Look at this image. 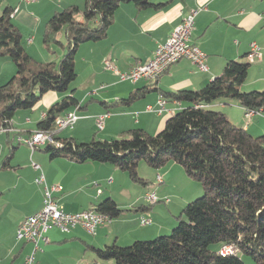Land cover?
Listing matches in <instances>:
<instances>
[{
  "label": "crops",
  "instance_id": "0c3cea01",
  "mask_svg": "<svg viewBox=\"0 0 264 264\" xmlns=\"http://www.w3.org/2000/svg\"><path fill=\"white\" fill-rule=\"evenodd\" d=\"M150 1L162 5L157 9H138L132 3L122 4L115 12L114 22L104 40L86 42L79 46L77 54L81 48V53L88 52L82 57L84 62L92 65L95 63L97 68L103 67L113 74H108L98 82V72L94 74L92 70L83 92H78L77 86L73 88L74 96L79 101L80 108L77 109L79 118L70 133L64 136L60 133L59 136L72 138L78 143L88 142L89 138H98L96 117L105 113H109V116L101 133L103 139H122L124 135L128 138L132 129H143L150 135H156L164 128L166 121L184 107L179 101L163 98L161 91L176 92L203 88L210 80L223 73L229 60L246 57L252 42L260 45L261 57L254 63L252 70L249 69L242 89L264 90V0ZM0 2L5 4L4 10L12 9V22L22 34V42L27 52L38 61L58 63L62 51L50 54L43 45L42 33L45 24L56 12L71 5L80 6V0H39L35 3L0 0ZM3 11L0 12V16ZM193 11H197V14L191 43L205 54L207 70L199 69L188 59H182L154 81L140 80L132 83L121 81L117 73L106 69L105 60H109L119 72H126L139 63L152 59L158 46L164 44L184 17ZM61 38L64 40L63 36ZM15 74L16 66L12 60L8 56L0 55V86ZM103 81L106 85H103ZM147 86L154 88L147 90ZM137 93L142 95L128 101L131 95ZM94 94L99 98L101 107L96 106L89 111L85 102ZM60 100L61 96L56 92H48L31 110L18 111L7 131L0 130L1 157L6 148L10 147V153L0 166V174H13L17 177L16 180L3 178L0 193V264H24L26 258L33 253L35 264H116L114 260L97 259L93 247L104 248L113 243L127 246L135 240H149L167 234L177 224L176 217L192 200L188 198L192 193V189L188 188L190 183L186 181V184L183 183L185 187L179 189L173 178L174 175L180 174L179 165L176 163H169L161 170H157L152 187L149 186V182L147 186L139 184L140 187L137 188L132 186L134 182L130 177L128 183L122 182L123 175L119 173L122 170L111 164L77 163L66 157L51 158L45 149L43 151L49 158L39 156L37 157L39 162L33 163L39 165L40 170L34 169L33 166L24 169L20 161L13 165L11 159L20 147V143L14 145V139L38 131V123L49 108ZM160 101L164 102L163 105ZM233 103L236 104L234 107ZM148 107L152 110L149 111ZM214 107L222 110L233 124L247 129L253 136L263 133L264 112L247 116L236 101L216 102ZM234 110H239L240 115ZM242 112L249 122L243 121ZM37 149L40 150L37 147L34 151ZM34 151L31 159L36 158ZM21 169L29 171V178L22 179L25 175H21ZM41 171L48 186L61 187L60 191L54 192V196L68 213L96 208L106 198L113 199L124 212L119 217L112 218L111 222L99 226L94 234L89 233L82 225L76 226L70 232L52 228L46 233L48 241H41L39 249L34 251L33 242L17 239V230L24 219L42 207L45 184L37 182ZM158 175L161 176L162 183L157 181ZM142 176L146 177L144 173ZM107 181L108 190L104 192L100 187ZM162 184L166 186L158 187ZM154 186L157 188L156 191L153 190ZM158 189L159 192H163L161 197L169 198L174 195L175 199L172 197L164 206L157 203L149 206L146 201L138 204L144 199L145 193L153 190L157 194ZM4 190L8 192L5 193ZM177 190L181 192L179 195ZM119 191L123 193V200L120 203ZM160 202L163 200L160 199ZM144 216L151 218L150 225H140V218Z\"/></svg>",
  "mask_w": 264,
  "mask_h": 264
},
{
  "label": "trees",
  "instance_id": "16d2710c",
  "mask_svg": "<svg viewBox=\"0 0 264 264\" xmlns=\"http://www.w3.org/2000/svg\"><path fill=\"white\" fill-rule=\"evenodd\" d=\"M131 3L138 9L162 5L150 0H85L83 7L71 5L56 12L45 24L42 42L50 54L62 51L58 63L40 62L27 52L22 34L12 22L13 11L6 8L0 16V55L12 60L16 74L0 86V130L9 129L18 111L31 110L48 92H68L77 78L79 46L104 40L115 12ZM250 65L229 60L223 73L201 89L161 91L163 98L179 101L184 107L156 135L132 129L128 138L78 143L59 136L61 131L55 128L56 118L80 108L75 90L49 108L37 127L59 143H47L45 151L51 158L111 164L143 186L149 181L138 173L141 160L154 169L176 163L204 190L176 217L177 226L169 235L135 240L127 246L93 247L97 259L116 264H245V255L264 264V132L253 136L214 107L221 100L236 101L246 115L264 112V90H242ZM141 95L133 94L128 101ZM95 209L111 218L124 212L111 198ZM212 245L217 248L212 250ZM228 245L237 252L222 256L220 251Z\"/></svg>",
  "mask_w": 264,
  "mask_h": 264
},
{
  "label": "built area",
  "instance_id": "2783aa9c",
  "mask_svg": "<svg viewBox=\"0 0 264 264\" xmlns=\"http://www.w3.org/2000/svg\"><path fill=\"white\" fill-rule=\"evenodd\" d=\"M26 3H35L39 0H23ZM197 11H193L188 14L182 22L173 30L170 37L164 44H161L156 49L152 59L141 62L138 66L126 72H119L118 69L109 61L105 60V67L108 70H112L117 73L121 81H129L136 83L140 80L154 81L158 79L163 73H165L172 65L179 62L182 59H188L195 63L199 69L207 70L205 63V54L196 45L191 43V34L194 29L195 16ZM13 16V14H11ZM261 57V48L257 42L250 44V49L247 54V59L253 62ZM163 101L160 104L163 105ZM77 109L69 111L65 115L56 118L55 128L58 131L70 128L72 129L78 120ZM151 111L152 108L148 107ZM252 113H248L247 116ZM109 116V113L101 114L96 117V128L98 131H102L105 127V120ZM8 129H6L7 131ZM18 142L27 145L32 151L42 145H47L49 142H56L45 131H35L29 136H19ZM57 143V142H56ZM59 144V143H57ZM34 169L40 170L41 167L37 164L32 165ZM157 181L162 183L161 176L158 175ZM38 183H44V195L41 209L34 214V221H22L17 230V239L24 241H31L35 244V249H39V243L47 242L48 238L46 233L52 228H58L62 232H70L78 225H82L89 233L94 234L96 229L106 223L111 222V217L108 214L98 212L95 208H90L79 213H68L57 202L54 192L60 191L59 186H48L46 184V178L41 171L38 178ZM144 199L148 204H156L160 201L155 191H148L144 194ZM170 199L167 198L165 202ZM152 223L149 216L140 218L141 226H148ZM237 249L228 245L220 251L222 256L236 253ZM30 255L26 258L24 264H35V257Z\"/></svg>",
  "mask_w": 264,
  "mask_h": 264
},
{
  "label": "rangeland",
  "instance_id": "374dc122",
  "mask_svg": "<svg viewBox=\"0 0 264 264\" xmlns=\"http://www.w3.org/2000/svg\"><path fill=\"white\" fill-rule=\"evenodd\" d=\"M84 3H85V0H80V7H83L84 6ZM122 7H125V6H122ZM4 8H5V4L3 3V2H0V12H2L3 10H4ZM122 9H124V8H122ZM63 10V9H62ZM122 13H124L125 14V12H123V10H122ZM125 16V15H124ZM42 35H43V33H42ZM82 49V48H81ZM81 49L79 50V52H78V54H76V57H75V67H76V70H77V78H76V80L74 81V82H72L71 83V85H70V89H69V91L68 92H66V93H56L57 95H59V96H61V99H62V96H64V95H69L70 93H71V91L73 90V88L75 87V86H77L78 88H77V90H78V92H83L84 91V85L85 84H87V82H88V77H89V75H90V72L93 70L94 71V74L96 73V72H98V77H97V80H98V82L100 81V79H103V78H105L108 74H113L112 72H107L103 67H101V68H97L96 67V64L95 63H93V65L92 64H90V63H87V62H84L83 60H82V57H83V55H87V51L86 52H84V53H81ZM238 61H240V62H246V63H249V64H251L250 65V71L252 70V68L254 67V63L255 62H257L258 60H255V61H253V62H250L248 59H247V55H246V57H241V58H239V59H237ZM40 62H42V61H40ZM105 65V64H104ZM93 74V75H94ZM102 84V83H101ZM100 84V85H101ZM99 85V86H100ZM103 85H106V82L105 81H103ZM206 85V84H205ZM204 85V86H205ZM244 87V86H243ZM242 87V88H243ZM244 89V88H243ZM242 89V90H243ZM91 90H94V89H91ZM252 90H257V89H252ZM252 90H248V91H252ZM243 91H245V90H243ZM260 91V90H259ZM78 95H79V93H78ZM98 100H99V98H97L96 97V94H94V96H90L89 98H88V100L85 102V104H87L88 105V110L89 111H91L90 109L91 108H93V107H101V104H100V102H98ZM222 101V100H221ZM84 104V105H85ZM233 105V107L236 105V104H232ZM233 109H235V108H233ZM22 111H24V110H20V112H22ZM234 111H237V113L240 115V111L239 110H234ZM87 112V111H86ZM241 116H242V119H243V121L245 122V121H247V122H249V119L248 118H245V116H244V113L242 112V114H241ZM71 132V129L70 128H67V129H63L60 133H61V135L62 136H64L65 134H68V133H70ZM264 132V131H263ZM101 133H102V131H99L97 134V136H98V138H101V139H103V136L101 135ZM125 137H127V135H124V137L123 138H125ZM121 138V137H120ZM88 140H91L90 138L88 139ZM19 144V142H18V140L17 139H14V145H18ZM45 146L46 145H42V146H40L39 147V149L40 150H36V151H34L35 152V155H36V158H32L31 159V156H33V154H32V151H31V149L27 146V145H25V144H23V143H20V147H19V149H17L16 151H15V154H14V156L12 157V159H11V163L13 164V165H15V164H18V162L20 161L21 162V165L24 167V169H26V167H32V165H33V163L34 162H39L38 160H37V157H39V156H42V157H48L49 158V155L46 153V152H44L43 150L45 149ZM10 153V147H8V148H6V151H5V153H4V155L1 157V155H0V166H1V164H2V162H3V160L5 159V157H6V155H8ZM47 158V159H48ZM177 165H179L178 167H179V175H174L173 176V178L175 179V182H176V184L178 185V188L179 189H181V188H183V187H185V185L184 184H186V181H188L189 183H190V185H188L189 187L188 188H191L192 189V193H191V195H189V200H195V199H197V198H199V197H201L203 194H204V190H203V187H202V184L200 183V182H198V181H196V180H193V179H191L187 174H186V172H185V169H184V167L182 166V165H180V164H177ZM166 166V165H165ZM165 166H162L161 168H159V169H154V168H151V167H149L148 166V164L144 161V160H141L140 161V163H139V165H138V173H139V175H140V177L141 178H144V179H146L147 178V180L150 182V187H152L153 186V183L152 182H154L155 181V174H156V171L157 170H161L163 167H165ZM20 170V171H22L21 172V175H25V177L24 178H22V179H26V178H29V176H30V174H29V171L28 170ZM150 172V173H149ZM0 173H1V168H0ZM119 173H121V175H123V176H121V178L123 179L122 180V182H126L127 181V183H128V180H129V175H128V173L127 172H122V171H120ZM145 174V176L146 177H143L142 176V174ZM5 175H9V176H5ZM9 178V179H12V180H16L17 179V177L16 176H14L13 174H0V193L2 192L1 191V189L3 188V186H2V183H4V180H3V178ZM182 177L184 178V179H182ZM116 182H118V181H116ZM184 183V184H183ZM109 183H108V181L106 182V184L104 185V186H101L100 188H101V190L102 191H104V192H107V190H108V185ZM37 185V184H36ZM157 185V184H156ZM164 185L165 184H162V185H158V187H164ZM132 186H134V187H140L139 186V184H134V183H132ZM166 186V185H165ZM149 187V188H150ZM194 187V188H193ZM4 188H6V187H4ZM37 187H35V189H36ZM155 188H156V186H154L153 187V190H155ZM153 190H151V191H153ZM156 190H157V188H156ZM155 190V191H156ZM178 191V195H179V193H181L179 190H177ZM4 192L6 193V192H8V190H4ZM163 192H159V189H158V192H157V194H158V196H159V198L160 199H162L163 200V202H158L157 203V205H166V204H168L169 202H170V200H172V197L174 196V195H172V196H169V198H170V200L168 201V202H165V200L168 198V197H165V198H163V197H161V194H162ZM122 195H123V193H121L120 191L118 192V201H119V203L120 202H122L121 200H123L122 198ZM144 198V197H143ZM174 199H175V197H173ZM191 200V201H192ZM145 201V199H141V201H139V203L138 204H142L143 202ZM147 203V202H146ZM122 204V203H121ZM123 204H125V203H123ZM147 205H148V203H147ZM177 226V225H176ZM172 230L173 229H171L168 233H167V235H169L171 232H172ZM151 240H153V239H151ZM217 248V246L216 245H212L211 246V249L212 250H215ZM242 259H243V261H244V263L245 264H257L256 262H255V260L251 257V256H245V255H242Z\"/></svg>",
  "mask_w": 264,
  "mask_h": 264
},
{
  "label": "bare ground",
  "instance_id": "6f19581e",
  "mask_svg": "<svg viewBox=\"0 0 264 264\" xmlns=\"http://www.w3.org/2000/svg\"><path fill=\"white\" fill-rule=\"evenodd\" d=\"M138 66V65H137ZM49 143H54V142H49ZM48 143V144H49ZM56 144V143H55ZM24 221H34V214L31 216H28L26 219H24Z\"/></svg>",
  "mask_w": 264,
  "mask_h": 264
}]
</instances>
